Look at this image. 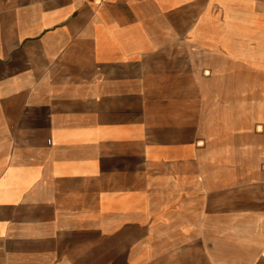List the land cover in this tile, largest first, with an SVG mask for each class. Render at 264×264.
Returning a JSON list of instances; mask_svg holds the SVG:
<instances>
[{"label": "crops", "instance_id": "0c3cea01", "mask_svg": "<svg viewBox=\"0 0 264 264\" xmlns=\"http://www.w3.org/2000/svg\"><path fill=\"white\" fill-rule=\"evenodd\" d=\"M0 264H264V0H0Z\"/></svg>", "mask_w": 264, "mask_h": 264}, {"label": "rangeland", "instance_id": "374dc122", "mask_svg": "<svg viewBox=\"0 0 264 264\" xmlns=\"http://www.w3.org/2000/svg\"><path fill=\"white\" fill-rule=\"evenodd\" d=\"M166 65V63H164V62H159V63H157V65ZM176 64V63H175ZM150 62H148V65H146V66H144V69H149L150 67ZM180 66H181V64H180ZM241 167H246L247 166V164H239ZM260 168H261V166H260ZM238 186L239 187H247L248 186V184H247V182H239V184H238ZM243 189L242 188H240V200L241 199H245V198H247V195H246V193L244 192V191H242Z\"/></svg>", "mask_w": 264, "mask_h": 264}]
</instances>
